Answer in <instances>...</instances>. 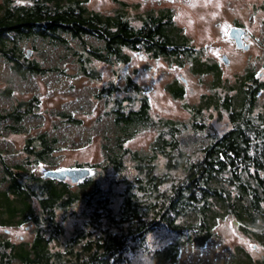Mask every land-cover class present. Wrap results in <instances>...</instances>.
<instances>
[{"label": "trees", "instance_id": "obj_1", "mask_svg": "<svg viewBox=\"0 0 264 264\" xmlns=\"http://www.w3.org/2000/svg\"><path fill=\"white\" fill-rule=\"evenodd\" d=\"M84 3L0 0V56L20 76L45 73L36 63H21L20 41L37 38L63 45L69 37L80 39L77 62L83 74L93 80L98 73L84 65L92 60L127 63L124 49L178 65L188 62L194 75L212 77L208 93L196 105L187 106V111L193 119H201L209 110L224 113L231 127L199 154H189L179 140L187 124L150 117L142 89L127 78L126 87L140 96L138 108L125 112L115 107L114 132L101 143L105 162L90 167L105 173L111 168L120 174L125 169L124 157H130L135 175L126 180L118 206L114 207L110 191L103 189L97 175L74 185L37 176L30 168L48 163L58 149V140L44 134L28 138L23 161L8 164L0 158V264H128L146 238L159 230L174 240L155 251L150 264H171L185 244H204L226 220L264 245V104L257 99L264 82L251 69L231 80L223 78L218 65L201 59V52L189 45L167 12L146 13L135 27L123 10L103 16L88 11ZM84 37L101 44L86 46ZM169 90L174 98L183 95L177 84ZM112 94L113 88L101 89L96 98L109 99ZM3 95L9 96L10 91ZM38 103L36 98L18 103L3 116L11 121L6 129L21 133L20 120L33 113ZM149 127L157 131L149 152L125 147L138 129ZM158 156L165 161L164 174L156 173ZM74 205L83 207L82 226L64 242L62 250H52L50 245L62 236L57 212L67 213ZM28 225L34 231L30 242L9 238L8 229ZM243 264H264V258L257 262L247 259Z\"/></svg>", "mask_w": 264, "mask_h": 264}, {"label": "rangeland", "instance_id": "obj_2", "mask_svg": "<svg viewBox=\"0 0 264 264\" xmlns=\"http://www.w3.org/2000/svg\"><path fill=\"white\" fill-rule=\"evenodd\" d=\"M82 1L88 11L103 16L123 10L135 27L140 25L139 19L146 13L158 15L167 12L189 45L201 52V59L218 65L223 78L231 80L233 76L251 69L258 80L264 82V0ZM232 26H239L247 32V44L250 46L247 52L238 51L234 43L226 39V32ZM83 40L86 46L99 47L101 44L92 37H84ZM19 49L21 63L33 62L46 71L23 77L0 56V158L8 164L18 163L26 156L28 138L41 134L54 137L58 140V149L48 160L51 166L39 162L30 168L37 176L41 177L48 170L90 168L105 162L101 143L104 136L114 132L112 111L115 107L123 108L125 112L138 108L140 96L126 87L127 78L142 89V95L148 100L150 117L187 124L179 140L182 149L189 154H199L202 147L231 127L224 113L209 110L203 112L201 119H193L187 111V106L196 105L201 96L208 93V82L212 77L194 75L188 62L178 65L171 60L155 59L144 52L124 49L122 52L128 56L127 63L92 60L85 64V69L98 73L99 77L93 80L83 74L77 62V54L81 51L80 39L68 37L66 44L51 45L41 39L28 38L20 41ZM27 50L31 51L28 58L25 57ZM222 55L229 60L226 66L220 60ZM174 84L183 89L182 97L171 95L169 89ZM106 88H113L109 99H97V92ZM5 90L10 91L9 96L3 95ZM32 98L39 103L33 113L20 120L24 132L14 134L6 129L11 121L5 117L18 103ZM257 99L264 104V90ZM117 100L120 101L118 104L113 102ZM156 134L155 128H140L125 147L133 152H149ZM124 158L125 169L120 174L111 168L106 169L108 173L92 169L93 174L100 177L103 189L110 191L115 208L126 180L131 181L135 175L130 157ZM164 162L158 156L156 173H165ZM66 182L71 185L69 180ZM82 210L81 205H74L67 209V213L57 212L62 236L50 245L52 250L63 249L64 242L82 226ZM28 226L8 229L9 238L13 242L18 239L30 242L34 231L32 226ZM4 230L1 231L4 233ZM173 240L174 237L166 231H156L146 238L137 253L130 256L128 264H150L154 252ZM262 258L264 245L246 237L232 221L226 220L219 223L214 235L204 244H185L171 264H243L247 259L257 262Z\"/></svg>", "mask_w": 264, "mask_h": 264}, {"label": "water", "instance_id": "obj_3", "mask_svg": "<svg viewBox=\"0 0 264 264\" xmlns=\"http://www.w3.org/2000/svg\"><path fill=\"white\" fill-rule=\"evenodd\" d=\"M226 39L232 40L234 42L235 48L247 51L249 49V44H244L245 31L238 27H231L226 32ZM31 51H26V58L29 57ZM221 62L226 66L228 65V58L223 55L220 58ZM93 171L91 168L87 167H73L67 169L58 170H48L43 173L42 178L48 179L50 181L65 182L69 180L72 185L79 183L91 177Z\"/></svg>", "mask_w": 264, "mask_h": 264}, {"label": "flooded vegetation", "instance_id": "obj_4", "mask_svg": "<svg viewBox=\"0 0 264 264\" xmlns=\"http://www.w3.org/2000/svg\"><path fill=\"white\" fill-rule=\"evenodd\" d=\"M232 27H238V26H232ZM231 28V27H230ZM239 28H241V27H239ZM241 29H243V28H241ZM244 30V29H243ZM245 31V30H244ZM248 39H249V37H248V35H247V32L245 31V39H244V44H247V41H248ZM229 42H232V43H234L232 40H229V39H227ZM238 50V49H237ZM240 50V49H239ZM238 50V51H239ZM249 50V49H248ZM247 50V51H248ZM241 51H244V50H241ZM247 51H244V52H247ZM223 56V55H222ZM229 61V60H228Z\"/></svg>", "mask_w": 264, "mask_h": 264}]
</instances>
